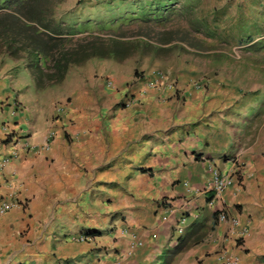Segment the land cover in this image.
<instances>
[{"label": "crops", "instance_id": "1", "mask_svg": "<svg viewBox=\"0 0 264 264\" xmlns=\"http://www.w3.org/2000/svg\"><path fill=\"white\" fill-rule=\"evenodd\" d=\"M163 1L172 0H65L57 10L80 22L81 12L99 18L101 11L127 13ZM187 6L199 18L205 10L211 24L264 39V0ZM6 58L0 123L9 132L0 126V199L16 191L22 205L0 215V264H220L221 255L264 264V123L257 131L235 123L238 109L243 117L250 104L234 85L226 93L198 90L183 79L178 96L147 89L123 107L128 86L106 84L123 73L115 59L68 73L58 99L35 88L23 61ZM14 150L19 157L3 171V158ZM212 167L234 174L220 197L211 186ZM221 208L240 219L235 228L247 230L243 238L217 219ZM184 213L189 226L178 238ZM203 224L204 237L173 257ZM88 231L95 232L88 241L71 237Z\"/></svg>", "mask_w": 264, "mask_h": 264}, {"label": "rangeland", "instance_id": "2", "mask_svg": "<svg viewBox=\"0 0 264 264\" xmlns=\"http://www.w3.org/2000/svg\"><path fill=\"white\" fill-rule=\"evenodd\" d=\"M194 1L172 0L165 10L167 11L165 16H170L165 24L141 20L148 16L163 15L165 1L155 6L148 3L144 7L148 9L147 11L142 5L140 10L132 9L127 13L118 10L110 13L101 11L99 18L94 16L92 11H88L87 16L81 12L80 22L68 21L70 16L59 12L57 7L55 14L57 19L66 25L79 23L78 28L82 31L79 36L94 33L109 39L115 36L114 32L128 35L118 38L123 42L120 47L124 48L121 52L122 58L118 60L120 63L118 70L122 69L123 73H118L119 75L114 78L116 85L121 83L124 87L128 86V93L132 92L129 86L136 87L142 81L144 71L151 68L168 73L178 85L183 84V79H186L185 85L192 84L198 90H206L212 86L226 93V86L230 83L237 88L235 90L239 92V96H244L250 104L243 117L241 109H238L236 113L238 116L234 117L235 123H243L247 129L257 131L264 123V39L252 41L251 36L237 32V29L234 31L219 23L211 24L205 10H202V16L199 18V15L197 16L192 8L187 6ZM202 1L212 3L215 0ZM61 14L63 20L60 18ZM112 22L114 23L111 24ZM167 29L184 32L193 45L181 41L182 35H177L175 42L171 44H160L157 41L159 39L157 32ZM6 57L5 54H0L2 65ZM99 60L100 58H92L81 65L72 66L69 74L77 75L81 68L86 71L85 67L88 65L93 64L97 67L94 62ZM32 77V83L36 88L35 79ZM197 82L202 83L201 87H195ZM62 85L63 83L48 89L49 96L64 98L63 93L66 90L62 89ZM182 89L178 91L182 92ZM161 264H166V261Z\"/></svg>", "mask_w": 264, "mask_h": 264}, {"label": "trees", "instance_id": "3", "mask_svg": "<svg viewBox=\"0 0 264 264\" xmlns=\"http://www.w3.org/2000/svg\"><path fill=\"white\" fill-rule=\"evenodd\" d=\"M64 1L0 0V54L23 61L31 70L38 91L60 86L72 66L81 65L92 58H122L124 48L120 47L123 43L120 39L128 36L126 33L121 35L114 32L115 36L109 39L94 33L79 36L82 33L78 28L79 23L66 25L57 19L55 9ZM169 18L170 16L163 14L139 19L165 24ZM157 33L160 44H171L175 42L177 35H182L181 41L193 45L188 35L182 31L167 29ZM207 230L206 224L196 228L192 234L182 239L173 256L190 248L204 237ZM94 233L88 231V234Z\"/></svg>", "mask_w": 264, "mask_h": 264}, {"label": "built area", "instance_id": "4", "mask_svg": "<svg viewBox=\"0 0 264 264\" xmlns=\"http://www.w3.org/2000/svg\"><path fill=\"white\" fill-rule=\"evenodd\" d=\"M148 83V86L154 88L156 91L162 93H170L169 90H175V82L172 80L169 74L163 73L158 70H152L150 72V75L148 76V79H146V84ZM109 85H113V81L109 82ZM196 86L202 85L201 83L197 82L195 84ZM143 93V92H142ZM141 93V94H142ZM135 103H138V101H133ZM130 104V103H129ZM128 104V105H129ZM0 126L4 129L5 132H9L8 125L4 124ZM17 134V133H16ZM56 135V131L53 130L49 134V138H54ZM15 139H17L15 137ZM50 147V141H48L47 148ZM19 157L18 151L14 150L9 156L3 158L1 162V169L5 171L7 168H9L10 164L13 160ZM11 172H14L11 170ZM234 182V175L233 174H223L219 171L217 168H212V179H211V186L212 189L215 192L216 197H220V195ZM22 205V201L17 198L16 191H13L7 195H5L3 198L0 199V215L6 213L7 211L18 207ZM173 211V210H172ZM166 219V217L164 218ZM218 220L223 223H227L231 225V231L233 233L237 234V238L241 239L247 234V230L243 229L239 232H236V228L239 223L240 219L237 217H231L228 213V211L225 208H222L218 212ZM188 223V217L185 215H181L178 220V226L177 231L178 234H182L185 230V227ZM133 237L136 238V235L133 234ZM91 237L86 234H78L74 235L73 239L76 241H86L90 239ZM141 244V243H139ZM240 259L238 256L235 255H221V262L220 264H239Z\"/></svg>", "mask_w": 264, "mask_h": 264}, {"label": "clouds", "instance_id": "5", "mask_svg": "<svg viewBox=\"0 0 264 264\" xmlns=\"http://www.w3.org/2000/svg\"><path fill=\"white\" fill-rule=\"evenodd\" d=\"M172 1H170L169 3H171ZM167 6H168V4L166 5V8L164 9V14H166V12L167 11H165V10H167ZM158 14V13H157ZM158 17V16H157ZM112 59H114V58H112ZM116 60V59H115ZM118 61V60H117ZM152 70H158L159 71V69H153V68H151V69H148V71H144V73H143V76H142V81H140L137 85H136V87L133 85H131V86H129L130 88H132V92L131 93H127L126 94V96L124 97V102H123V107H128V106H131V105H133V104H136L135 102H133V101H140V99H141V97H139L138 96V94H141L142 92L143 93H145L146 92V90L147 89H151V90H153L156 94H158V95H160V97H167V96H178L179 94H180V92L178 91L179 89H181L180 88V85H178V83L176 84L175 83V86H176V89L175 90H169L170 91V93H168L166 96H164L163 94H161V92H158V91H156L154 88H152V87H150V86H148V83L146 84V79H148V76L150 75V72L152 71ZM164 73V72H163ZM168 74V73H167ZM171 77V76H170ZM110 81H113V85H109V82ZM199 83H201V82H199ZM106 84L109 86V87H111V88H115L117 85H116V81L114 80V79H111V78H106ZM196 84V83H195ZM202 84V83H201ZM192 85V84H191ZM193 86V85H192ZM195 87H201V85L200 86H196L195 85ZM138 90L137 92H133L134 90ZM129 90V89H128ZM130 103V104H129ZM129 104V105H128ZM64 110V107L63 106H60V107H58V111H63ZM1 124V123H0ZM5 123H2L1 125H4ZM7 125V124H6ZM55 137V136H54ZM212 168H217V167H212ZM212 168H211V173H212ZM218 169V168H217ZM220 171V170H219ZM221 172V171H220ZM222 173V172H221ZM224 174V173H223ZM230 174H233V173H230ZM212 175V174H211ZM234 175V174H233ZM211 179H212V176H211ZM233 184V183H232ZM190 189V188H189ZM214 191V190H213ZM214 194H215V192H214ZM222 195V194H221ZM220 195V196H221ZM216 196V195H215ZM222 209V208H221ZM220 209V210H221ZM173 209H170L169 210V212H170V214L173 212L172 211ZM220 210H218L217 212H219ZM227 210V209H226ZM229 213V212H228ZM170 214H168V215H166L165 217H166V219H168V216L170 215ZM199 213L198 212H193L192 213V215H194L195 217H198L199 215H198ZM182 215H185V216H187L188 217V223H187V226L185 227V230H184V232L182 233V234H178V231H177V226H178V220H179V218H180V216L178 217V219H177V222H176V228H175V231H176V234H177V237L179 238V237H181V236H183L185 233H186V229L188 228V226H189V214H182ZM230 215V214H229ZM231 216V215H230ZM164 217V218H165ZM231 217H233V216H231ZM163 218V219H164ZM238 218V217H237ZM166 219H164V220H166ZM217 219H218V213H217ZM78 234H86V235H88V236H90L91 238H92V235L93 234H88V233H78ZM78 234H73L71 237L73 238V236L74 235H78ZM134 233H132V235H133ZM136 235V234H135ZM90 238V239H91ZM90 239H88V240H90ZM74 240V239H73ZM88 240H86V241H88ZM76 241V240H75ZM139 243H141V244H139ZM138 244L139 245H142V242L141 241H138ZM174 257V256H173Z\"/></svg>", "mask_w": 264, "mask_h": 264}]
</instances>
